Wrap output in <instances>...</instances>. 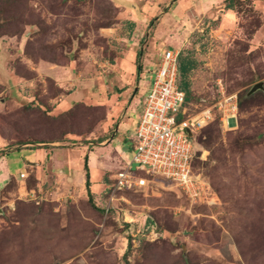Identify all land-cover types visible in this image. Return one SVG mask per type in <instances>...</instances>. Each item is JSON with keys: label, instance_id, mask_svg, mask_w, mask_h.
<instances>
[{"label": "rangeland", "instance_id": "1", "mask_svg": "<svg viewBox=\"0 0 264 264\" xmlns=\"http://www.w3.org/2000/svg\"><path fill=\"white\" fill-rule=\"evenodd\" d=\"M227 5L228 0H0V139L8 145L81 140L73 147L79 153L99 149L102 107L81 103L72 112L54 111L52 99L62 91L41 66L75 58L92 78L102 71V47L108 46L103 36L109 32L125 43L138 42L155 54L151 61L160 47L195 61L187 75V111L211 104L219 90L235 94L238 102L237 120L228 119L233 129L215 119L195 135V169L210 179L220 203L188 209L178 189L155 174L145 175L154 181L148 194L114 190L120 167L112 164L117 155L111 151L102 159L107 172L91 198L85 181L36 188L30 176L25 186L34 193L15 181L4 187L0 264H125V255L129 264H264V0ZM110 48L113 57L114 44ZM259 81L262 88L246 95ZM120 135L121 128L102 136L112 138L106 151L120 145ZM124 214L134 220L125 222Z\"/></svg>", "mask_w": 264, "mask_h": 264}, {"label": "crops", "instance_id": "2", "mask_svg": "<svg viewBox=\"0 0 264 264\" xmlns=\"http://www.w3.org/2000/svg\"><path fill=\"white\" fill-rule=\"evenodd\" d=\"M104 35L103 37L108 46L105 48L102 47V71L95 74L92 78L85 75V71L81 68V62L75 58H71L64 65L49 64L48 66L42 65L41 67L45 73L44 75L51 78L62 91L58 97L52 99L55 103L53 106L54 111H65L77 102L102 105L105 109V114L104 119H102L101 136L110 134L111 132L115 134L121 128V135L118 138L120 145L113 146L111 150L106 151L104 147L112 140V138L108 139L106 137L101 142H97V148H99L97 151H95V146H93L94 148L87 155L85 152L79 153L74 150L75 148L73 147L80 145V142L64 141L61 143L62 146H54L49 142L8 145L0 139V170L5 169L6 171L4 173H7V175L3 173L0 179L3 183L0 186V204L4 199L2 190L14 181L18 183L20 189L24 185L25 191L34 193L35 188L28 189L25 186V182L30 176L34 178L36 188L45 183L50 185L58 181L81 185L85 181V171L83 168L85 155L88 157L87 166L89 169L90 190L92 194L101 187L99 182L107 172V165L102 162V159H107V153L111 151L114 152V155H117L113 156L115 159L112 164L119 167L129 165L135 174L147 179L143 174L144 171L136 169V165L131 162L132 146H128L126 140L129 139L134 142L135 129L143 107V104L139 102L145 98L151 85L152 77L159 61V54L155 61H151V58H154L155 54L138 47V42L136 41L129 42L131 38L128 39V43H125L119 37L113 36L115 35L114 33L109 32ZM114 41L116 44H121L123 49L119 51L120 47ZM113 44L115 56L108 57L110 56V47ZM138 52H140L139 58H137ZM97 60L98 62L100 61L99 58ZM16 78L14 82L18 79ZM67 87L70 89L73 87V90H68L69 88ZM78 88L79 91H77ZM131 115H134L135 118L132 119ZM132 123H134V126H132ZM38 143L44 146L31 147V145ZM91 144L92 142L89 143V145ZM12 163L15 164L12 168L13 175L9 173L11 172L10 164ZM141 171L142 174L140 173ZM7 177H11L12 179H8ZM151 182L154 181L147 179L144 187L129 190L135 192L148 191V194L150 188L149 183ZM174 187L178 189L177 196H182L181 190L175 185ZM147 194L144 193L143 195L147 196ZM185 205L187 207L186 201ZM124 215L123 220L125 222L134 220L132 217L128 219V215Z\"/></svg>", "mask_w": 264, "mask_h": 264}, {"label": "built area", "instance_id": "3", "mask_svg": "<svg viewBox=\"0 0 264 264\" xmlns=\"http://www.w3.org/2000/svg\"><path fill=\"white\" fill-rule=\"evenodd\" d=\"M178 53L171 47L159 48V61L135 129L131 162L136 169L177 186L188 209L213 207L220 201L209 178L192 166L196 157L195 135L215 119L223 128L233 129L228 119L237 120L238 102L235 94L219 90V96L211 104L187 111L185 92L177 82ZM146 183L147 179L139 177L128 165L116 173L114 190L142 188ZM113 198L110 196V200ZM110 207L106 203L104 212ZM151 234L158 233L152 229Z\"/></svg>", "mask_w": 264, "mask_h": 264}, {"label": "trees", "instance_id": "4", "mask_svg": "<svg viewBox=\"0 0 264 264\" xmlns=\"http://www.w3.org/2000/svg\"><path fill=\"white\" fill-rule=\"evenodd\" d=\"M234 2L235 0H228V5H227V8H233L234 6ZM140 56V52H138L137 54V58H139ZM196 67V63L193 59H190V58H187V57H184L180 52L178 53V57H177V70H178V78L181 77V82L178 83V87L183 90L185 92V95H186V102L187 100L190 98V85H189V81L187 80V75L191 72V70H193L194 68ZM245 93V92H244ZM240 95V94H239ZM245 95V94H244ZM246 95H247V92H246ZM241 96V95H240ZM245 97V96H244ZM247 98V97H245ZM84 104L83 102H77L75 103L72 107H70L68 110H66V112H72L74 110V107L78 104ZM96 107H102L103 109V117H104V107L102 105H94ZM65 113V112H63ZM103 119V118H102ZM204 129V128H203ZM202 131V130H201ZM100 138V139H99ZM104 138H102V136L100 137H97V142H101ZM55 141H60V140H55ZM81 140H74V142H80ZM35 142H45V141H33V142H29V143H35ZM51 142H54V141H51ZM61 142H64V141H61ZM88 142H92V140H88ZM27 143V142H25ZM24 144V143H22ZM197 146H196V157H197V152L198 150L200 149L199 148V143L196 142ZM19 145V144H18ZM34 148V147H33ZM132 149H133V146H132ZM195 160V158H194ZM194 160L192 162V166H193V169L194 171H197L195 169V166H194ZM125 167V166H124ZM124 167H120L119 170H121L122 168ZM83 168H84V171H85V188H86V191H87V194L88 196L91 198L92 196V193H91V190H90V176H89V169H88V166H87V155L84 156V162H83ZM117 170L116 173L119 171ZM145 172V171H144ZM144 175H150L149 173H144ZM115 173V175H116ZM138 173V172H137ZM142 174V171L140 172ZM205 175V174H203ZM158 176V175H157ZM206 176V175H205ZM115 179V178H114ZM210 181V179H209ZM210 184H211V187L212 189L214 190V192L217 194L218 198H219V201H220V197H219V194H218V191L217 189L215 188V186L211 183L210 181ZM125 190H129V189H125ZM125 255V254H124ZM125 257V264H129L128 260L126 259V255L124 256Z\"/></svg>", "mask_w": 264, "mask_h": 264}, {"label": "water", "instance_id": "5", "mask_svg": "<svg viewBox=\"0 0 264 264\" xmlns=\"http://www.w3.org/2000/svg\"><path fill=\"white\" fill-rule=\"evenodd\" d=\"M262 88V82L259 81L251 86V88L248 90L247 95L252 94L254 91Z\"/></svg>", "mask_w": 264, "mask_h": 264}]
</instances>
